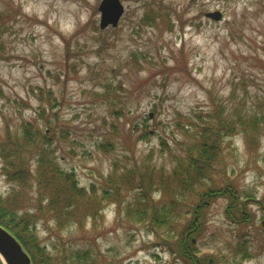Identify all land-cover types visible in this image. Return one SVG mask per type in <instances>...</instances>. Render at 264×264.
<instances>
[{"label": "rangeland", "instance_id": "obj_1", "mask_svg": "<svg viewBox=\"0 0 264 264\" xmlns=\"http://www.w3.org/2000/svg\"><path fill=\"white\" fill-rule=\"evenodd\" d=\"M102 1L0 0V139L36 118L50 91L58 166L101 192L116 165L151 159L170 169L168 147L193 139L192 124L213 101L243 116L264 112V0H121L123 17L106 29ZM217 11L221 20L207 16ZM257 143L250 153L239 131L223 144L226 175L250 220L243 227L230 217L226 195L208 200L191 239L202 261L264 264V135ZM12 187L0 159V196ZM133 220L105 201L83 228L41 217L37 236L56 264H187L176 237Z\"/></svg>", "mask_w": 264, "mask_h": 264}, {"label": "trees", "instance_id": "obj_2", "mask_svg": "<svg viewBox=\"0 0 264 264\" xmlns=\"http://www.w3.org/2000/svg\"><path fill=\"white\" fill-rule=\"evenodd\" d=\"M48 97L49 102L40 98L36 118L24 120L14 131L7 127L6 137L0 139L3 172L13 185L6 197L0 196V226L20 241L33 264L57 263L37 236L41 217L46 219L51 215L59 227L83 228L84 218L96 220L105 201L117 204L120 212L124 209L133 221L148 224L152 232L176 237V254L187 264H210L211 258L204 261L197 258L191 240L200 232L203 223L200 212L210 200L226 195L230 199L227 209L230 217L243 227L249 222L244 203L239 200L240 192L226 175L223 144L242 131L247 149L253 153L259 136L264 135V112L243 116L240 109L213 101L210 110L197 116L199 122L192 124L197 130L193 139L180 144V150L168 147L170 169L158 166L151 159L133 160L123 169L116 165L107 180L108 188L99 192L95 187L92 191L80 187L73 173H66L58 166L52 151L54 125L46 116L45 105L56 99L50 91ZM41 121L46 125L45 130L41 129ZM48 129L52 135L46 132ZM150 134L147 129L140 138L148 139ZM33 158L37 162L36 171H32ZM34 187L38 201L31 206L36 207L34 213H30L24 209L32 204L29 193ZM155 193L161 195L157 201ZM246 197L251 199L252 194L246 193ZM239 253L243 258L249 257L244 250Z\"/></svg>", "mask_w": 264, "mask_h": 264}, {"label": "water", "instance_id": "obj_3", "mask_svg": "<svg viewBox=\"0 0 264 264\" xmlns=\"http://www.w3.org/2000/svg\"><path fill=\"white\" fill-rule=\"evenodd\" d=\"M99 11L101 12L100 27L106 29L117 27L125 13L121 0H103ZM214 20H221L222 13L217 11L207 14ZM0 261L2 264H33L31 257L20 241L7 229L0 226ZM212 260L210 264H212Z\"/></svg>", "mask_w": 264, "mask_h": 264}]
</instances>
